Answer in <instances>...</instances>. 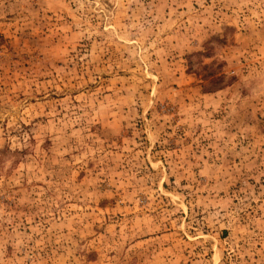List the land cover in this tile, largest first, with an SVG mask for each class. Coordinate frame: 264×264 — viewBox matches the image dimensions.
I'll use <instances>...</instances> for the list:
<instances>
[{"label": "rangeland", "instance_id": "rangeland-1", "mask_svg": "<svg viewBox=\"0 0 264 264\" xmlns=\"http://www.w3.org/2000/svg\"><path fill=\"white\" fill-rule=\"evenodd\" d=\"M0 264H264V0H0Z\"/></svg>", "mask_w": 264, "mask_h": 264}]
</instances>
